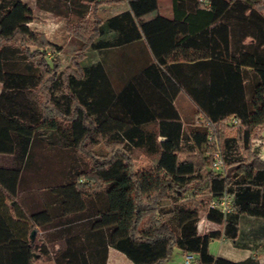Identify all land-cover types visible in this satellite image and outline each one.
Instances as JSON below:
<instances>
[{
  "label": "trees",
  "instance_id": "obj_1",
  "mask_svg": "<svg viewBox=\"0 0 264 264\" xmlns=\"http://www.w3.org/2000/svg\"><path fill=\"white\" fill-rule=\"evenodd\" d=\"M105 1L123 0L71 4L77 18L58 43L31 26L28 1L0 0V154L13 158L0 163V264L49 252L31 237L37 225L63 239L55 264H106L109 246L137 264H164L173 246L194 264H264L209 249L221 236L237 243L240 214L264 217V156L252 147L264 124V0H171L169 13L159 0H124L115 14L87 15ZM17 34L100 58L61 71L56 57L10 41ZM44 136L74 161L43 181L45 207L25 210L20 185ZM223 191L228 212L212 205ZM202 211L221 226L200 232Z\"/></svg>",
  "mask_w": 264,
  "mask_h": 264
},
{
  "label": "rangeland",
  "instance_id": "obj_2",
  "mask_svg": "<svg viewBox=\"0 0 264 264\" xmlns=\"http://www.w3.org/2000/svg\"><path fill=\"white\" fill-rule=\"evenodd\" d=\"M33 8V19L30 22L31 26L33 28L44 31L45 35L49 37V39H52L58 43H63L67 38L70 36L69 31L67 30V25L72 24L73 21L77 18L76 13H68L66 15L60 14L57 15L53 10H47L46 7H53L54 2L56 0H26ZM110 2V1H107ZM90 5V4H89ZM64 9L66 7H63ZM171 8V0H159V9L164 13H169ZM96 10V11H95ZM111 8L107 6V8H101V5L97 8H92L89 10L90 16H99L100 18L106 17L110 13ZM46 24V25H45ZM63 27V32L65 31L66 37H53L51 28L55 27ZM46 29L47 31L43 30ZM45 40V39H43ZM10 41L13 42H20L22 45L26 46L29 45V49L36 52L37 57L42 59V55H47L49 58L52 56L56 57V64L58 63V70L66 71L69 69V67H73L74 64L73 60L78 56L81 57L82 55H75L70 48H63L61 51H55L54 47L45 41L41 43L42 40H38L36 43L29 42L25 36H22L20 34H17L14 38H12ZM28 41V43L26 42ZM40 42V43H39ZM123 51L122 48H117L116 51L109 52L108 55L112 57H116L119 55V53ZM99 53L95 52L93 49L87 48L85 55L82 56L79 61L80 63H90L94 61ZM100 58V57H99ZM42 67H44V63H42ZM0 88H1V82H0ZM176 102L178 106L185 110L191 107V102L188 99V97L183 93L180 94L179 97L176 99ZM58 147L54 143H50L48 141V138L44 136L41 140H38L33 145V154L35 161L32 163L33 165L31 168H28L25 171V178L21 183V190L22 196L25 197L27 195L26 190H35L37 186L41 184L42 181H46L50 177H60L62 176L70 166V164L74 161V149L71 151H67V149L62 148L61 144L58 143ZM252 147L253 149H257L259 147V152L264 155V124L257 127L255 130V133L252 137ZM59 151V153H58ZM61 151V152H60ZM58 155V156H57ZM137 162L136 166H140L147 162V158L144 154H141L140 152L136 153ZM81 159V158H79ZM13 162V158L11 155L7 154H0V163L3 164H11ZM80 163H83V160L81 159ZM24 189V190H23ZM21 196V197H22ZM22 199V198H21ZM178 201V199L173 196L172 198H163L160 203V207H169L172 205V203ZM202 216H204V212L202 211ZM221 226L220 223L215 221H210L207 219H204L201 222L202 228H214ZM36 228V227H35ZM35 237L33 241L35 244H41L43 242V238L45 235V232L42 233L40 229L36 228ZM58 242L61 244L63 243V239L58 238ZM50 250L52 251L56 246H53L54 244L52 242L49 243ZM178 246H173L171 250L170 257V263L175 261L176 257L175 251L178 249ZM210 250H213L212 246L210 247ZM36 251H40L39 248H36ZM181 253V252H180ZM179 256H182V259H179V261L176 264H184V254L181 253ZM51 254L49 257L39 254L38 257H34V264H54V262L51 259ZM167 259V260H168ZM166 260V261H167ZM165 261V262H166ZM165 264V263H164Z\"/></svg>",
  "mask_w": 264,
  "mask_h": 264
},
{
  "label": "crops",
  "instance_id": "obj_3",
  "mask_svg": "<svg viewBox=\"0 0 264 264\" xmlns=\"http://www.w3.org/2000/svg\"><path fill=\"white\" fill-rule=\"evenodd\" d=\"M78 3V4H84L87 3V0H56L54 2L53 7H46L48 11L51 9L57 15H66L68 13H73L74 11L71 10L70 7L71 4ZM101 8H107L109 6L111 8L109 15L115 14L121 10H124L128 8L127 1H111V2H102L100 3ZM63 7H66L65 9ZM75 13V12H74ZM46 25V24H45ZM47 31L46 29H43ZM53 37H62L65 38L66 34L65 31L63 32V27H53L51 28ZM95 52H98V50L94 49ZM99 53V52H98ZM99 55V54H98ZM99 56L94 60H98ZM43 185V181L35 190H26L27 195L25 197L22 196V190L20 185L19 190V196L18 199L25 210H35V209H41L45 207V196L47 194L42 191V188H40ZM24 190V189H23ZM22 196V197H21ZM22 198V199H21ZM207 219L209 220L206 215L201 217L199 223H198V230L200 232H203L206 230V228L201 227V222ZM212 221V220H210ZM239 237L237 243L233 242L231 238H228L226 236H221L219 238H213L211 239L209 243V249L212 246L213 250H210L211 252L215 254H221L223 256H226L228 258H232L235 260L245 259L248 257H256L260 262L264 263V217L261 216H254L251 214H240L239 216ZM36 228L40 229V231L45 232L44 238H43V244L46 246V250L49 252H44L42 250L36 251L34 257H38L39 254L49 257L51 254V250L49 248L50 242H52L57 248L60 246V242L57 241V238H53L49 234L47 235V231H49L48 228L44 229L41 228L39 225L36 226ZM36 228H34V231L36 232ZM36 229V230H35ZM208 229V228H207ZM33 232V237H35V232ZM41 243V244H42ZM184 254L183 250L181 248L176 249L174 257H176L175 261L170 263V259H168L165 264H176L179 259H182V256L180 257L179 254ZM52 259V258H51ZM54 262V260L52 259ZM55 264V262H54ZM106 264H137L133 260H131L124 252L121 250L109 246L108 248V256H107V262Z\"/></svg>",
  "mask_w": 264,
  "mask_h": 264
},
{
  "label": "built area",
  "instance_id": "obj_4",
  "mask_svg": "<svg viewBox=\"0 0 264 264\" xmlns=\"http://www.w3.org/2000/svg\"><path fill=\"white\" fill-rule=\"evenodd\" d=\"M260 154L261 156H264L262 155V153ZM212 165L215 169L218 170L223 169V158L219 150H217L214 154ZM212 205L217 207L223 212L231 211L233 209L232 195L227 191H223L212 201ZM193 260H194V255L192 252L184 253V264H194Z\"/></svg>",
  "mask_w": 264,
  "mask_h": 264
},
{
  "label": "water",
  "instance_id": "obj_5",
  "mask_svg": "<svg viewBox=\"0 0 264 264\" xmlns=\"http://www.w3.org/2000/svg\"><path fill=\"white\" fill-rule=\"evenodd\" d=\"M32 237H33V234H32Z\"/></svg>",
  "mask_w": 264,
  "mask_h": 264
}]
</instances>
